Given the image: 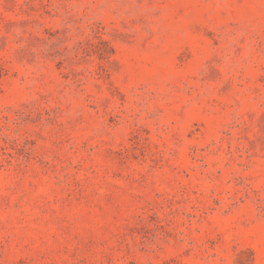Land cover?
<instances>
[{
    "label": "rangeland",
    "instance_id": "1",
    "mask_svg": "<svg viewBox=\"0 0 264 264\" xmlns=\"http://www.w3.org/2000/svg\"><path fill=\"white\" fill-rule=\"evenodd\" d=\"M0 264H264V0H0Z\"/></svg>",
    "mask_w": 264,
    "mask_h": 264
}]
</instances>
